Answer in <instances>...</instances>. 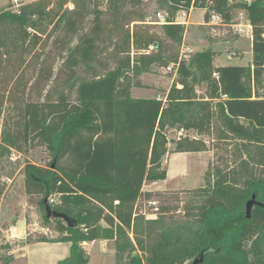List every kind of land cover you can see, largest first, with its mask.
I'll list each match as a JSON object with an SVG mask.
<instances>
[{"label": "trees", "instance_id": "1", "mask_svg": "<svg viewBox=\"0 0 264 264\" xmlns=\"http://www.w3.org/2000/svg\"><path fill=\"white\" fill-rule=\"evenodd\" d=\"M53 1L12 2L0 10V118L7 112L0 160L10 148H46L52 157L47 165L24 164L25 193L29 198L44 196L40 204L46 219H55L65 233L57 240L39 241L70 243L69 256L58 264H88L83 243L98 239L115 240L119 259L128 264H186L196 258H202L198 264H264V207L254 206L250 217L246 213L254 193L264 202V170L256 176L254 166L264 164V94L253 93L249 85L251 80L257 87L264 85V0H159L166 4L165 38L147 26L126 29L147 19L141 11L123 10L117 0L108 1L107 26L102 10L89 11L90 0H73L71 9H64L70 0H58L57 6ZM195 6L205 8L207 23L217 15L231 25L236 11L247 12L253 27L250 66H214L209 50L190 62L179 58L175 48L183 41L186 25L176 16ZM90 13V32L69 47L83 29L80 18ZM50 27L64 29L68 38L62 41L68 50L63 90H46L53 66L45 53H36ZM104 56L106 62L115 61L114 69L108 70ZM171 64L179 67V75L164 98L132 95V88L144 86V73ZM191 68L208 81L207 99L199 98ZM218 117L227 127L218 137L231 135L237 141L230 151L235 162L216 167L214 184L196 190L204 197L198 217L146 221L138 211L143 207L137 209L140 203L148 204L155 215L167 212L143 186L167 179L163 161L169 143L174 152L210 149L203 138L169 139L168 127L179 124L211 136ZM241 182L244 187L237 189ZM51 196L58 201L50 202ZM47 207L74 218L77 226L49 216ZM130 231L136 232L135 243Z\"/></svg>", "mask_w": 264, "mask_h": 264}, {"label": "rangeland", "instance_id": "2", "mask_svg": "<svg viewBox=\"0 0 264 264\" xmlns=\"http://www.w3.org/2000/svg\"><path fill=\"white\" fill-rule=\"evenodd\" d=\"M18 1L19 4H26L33 0ZM108 1L90 0L87 3L89 11L96 7L104 12L101 17L104 26L108 25V13L110 12L108 10ZM117 1L123 10L141 11L147 19L146 22L132 23L126 26V29H133L136 26H147L145 28L150 29V32L165 38L163 33L164 23L161 18V16H167L165 3L159 0ZM12 2L14 0H0V10ZM57 4L58 0H54L52 3L54 6H57ZM73 6V0H70L64 6V9H71ZM241 11L242 13L244 12V19L240 18ZM205 12V8L195 6L189 12L180 11L177 13V20L186 25L183 41L180 46L175 48L179 58L190 62L198 52L209 50L214 54V66H250L253 59L252 35L240 34L237 29L239 27L235 26V23L231 25L225 24L217 15H214L211 22L207 23L204 19ZM93 18V13L80 18V25H82L83 29L74 35V40L68 45L69 47L77 44L80 35L90 32L94 24ZM234 22L247 24L249 22L247 12L245 10L236 11ZM49 30H52V27ZM64 38L68 40L64 29H53L50 35L41 42L40 49L36 51L37 54L45 53L53 66L54 76L49 81L48 86L45 87L46 90L51 87L52 89L58 88V90L64 89V80L67 76L64 62L68 56V50L62 47ZM109 50H112V48ZM101 58L106 62V56ZM106 63L108 70H112L116 66L113 60H108ZM170 66L172 67L171 69L157 67L152 72L144 73L141 76L144 86L134 88L132 95L137 98H164L179 75V67L176 64H171ZM191 70L194 72V78L198 80L196 91L199 98L201 100L207 99L210 96L209 92H211L208 81L201 80L200 73L193 68ZM79 71L83 76H88L86 71ZM214 78H216L215 74L212 76V79ZM249 85L253 93L257 91L264 94V85L257 87L254 80H251ZM34 96H36V93H34ZM215 102H217V99H215ZM6 115L7 112L0 118V136ZM13 116L16 118L18 116L17 112ZM224 124V119L218 117L214 122V132L211 136L199 135L193 130H184L179 124L168 127L167 136L169 139H178L185 135L192 138H203L210 146V149L203 152H174V144L169 143V152L165 155L163 161L164 167L169 169L167 179L157 181L156 184L154 182H146L143 186L145 191L154 193L153 199H156L159 206L166 208L167 212L160 216L155 215L151 213L152 210L148 204L146 208L144 207L146 203H140L137 209L143 207V209L138 211L146 221L162 217L166 218L167 222L170 219L174 222H180L186 216L190 218L198 217V208L202 204L204 197L197 196L196 190L200 187L214 184L216 167L225 168L235 162L233 152L230 151L233 150L232 146L237 141L231 135H227L224 139L218 137L220 129L227 131V127ZM244 158H246L245 155ZM51 159L52 157L45 147L36 146L27 150L25 147L22 150L10 148L8 154L0 160V224L11 225L23 213L22 217L25 218L27 223V232L24 240L26 242L37 243L42 238L57 240L65 234L59 222L52 218L46 219L45 209L40 204V201L45 199V197L32 196L29 198L25 193L24 164L29 161L45 166ZM254 166L256 176L259 175L260 170H264V164L263 166ZM209 171L212 173L208 175ZM243 187L241 182L237 189H242ZM59 205L60 202L55 206ZM21 208H24V210ZM144 212H147V214ZM138 235L144 237L141 231L138 232ZM130 237L132 242L135 243L136 232L130 231ZM5 240L7 239L0 232V253L2 254L6 253L10 247L13 249L15 245H25V242L21 241L10 245ZM110 241L101 239V241L83 243V247L90 255L88 264H128L125 258L119 259L116 241L114 240L113 243ZM68 253L69 243L57 244V242H51L45 245L33 246L28 251L26 264H53V260L66 258ZM140 253L144 255V253ZM191 263L192 260H189L186 264Z\"/></svg>", "mask_w": 264, "mask_h": 264}, {"label": "crops", "instance_id": "3", "mask_svg": "<svg viewBox=\"0 0 264 264\" xmlns=\"http://www.w3.org/2000/svg\"><path fill=\"white\" fill-rule=\"evenodd\" d=\"M134 88H137V87H134ZM134 88H132V90ZM168 173H169V169H168ZM167 177H168V174H167ZM21 209L24 210V208H21ZM22 216H23V213L22 215L18 216V220L16 222L11 223V225L10 224L6 225L5 223L0 224V232L7 239L5 240L6 243H10V245H12V243H16L17 241L25 242V245H15L13 249L12 247L7 249L6 253L4 254L0 253V264H26L28 251L33 246L45 245L47 243H51V242H37L36 243V242L24 241L25 235L27 232V223L25 221V218H23ZM98 240L101 241V239H98ZM102 240L107 241L106 239H102ZM113 241L114 240H111L110 242L113 243ZM64 243H69V242H61V243L57 242V244H64ZM69 254H70V243H69V253L67 256H69ZM61 259L62 258L60 259L56 258L55 260H53V264H58V262Z\"/></svg>", "mask_w": 264, "mask_h": 264}, {"label": "water", "instance_id": "4", "mask_svg": "<svg viewBox=\"0 0 264 264\" xmlns=\"http://www.w3.org/2000/svg\"><path fill=\"white\" fill-rule=\"evenodd\" d=\"M254 206H261L264 207V202H261L257 199V195L254 193L252 197L246 202V213L247 216H251V211ZM48 210V215L49 216H54L56 218H62L69 227H76L77 226V221L67 215L64 212H59V211H52L49 207H47ZM202 258H196L192 264H198L201 261Z\"/></svg>", "mask_w": 264, "mask_h": 264}, {"label": "built area", "instance_id": "5", "mask_svg": "<svg viewBox=\"0 0 264 264\" xmlns=\"http://www.w3.org/2000/svg\"><path fill=\"white\" fill-rule=\"evenodd\" d=\"M233 1H236V0H230V2H233ZM246 2H248V3H250V2H252L253 0H245ZM14 3L16 4V5H19V1L18 0H14ZM244 13V12H243ZM242 13V11L240 12V18L241 19H244V14ZM214 16V15H213ZM212 16V17H213ZM248 17V16H247ZM161 18H162V20H163V23H166V21H167V16H161ZM218 18H219V16H218ZM176 21L177 22H180L179 20H177V18H176ZM235 23V24H234ZM233 24L235 25V26H238L239 28H237L238 29V31H239V33L240 34H244V33H246V34H251L252 35V32H253V27H252V25L250 24V21L247 23V24H243V23H241V22H239V23H236V22H234ZM168 69H171L172 67L171 66H169V67H167ZM216 75V74H215ZM156 182L157 181H154V183L156 184ZM50 200V202H52V203H54V202H57L58 201V197L57 196H51V198L49 199ZM153 205H155V203H153ZM155 210H157V208H154ZM145 214H147L146 212H144Z\"/></svg>", "mask_w": 264, "mask_h": 264}]
</instances>
